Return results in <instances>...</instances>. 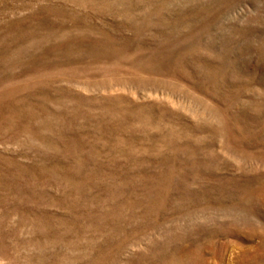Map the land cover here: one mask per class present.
I'll return each instance as SVG.
<instances>
[{
  "label": "rangeland",
  "instance_id": "1",
  "mask_svg": "<svg viewBox=\"0 0 264 264\" xmlns=\"http://www.w3.org/2000/svg\"><path fill=\"white\" fill-rule=\"evenodd\" d=\"M0 264H264V0H0Z\"/></svg>",
  "mask_w": 264,
  "mask_h": 264
}]
</instances>
